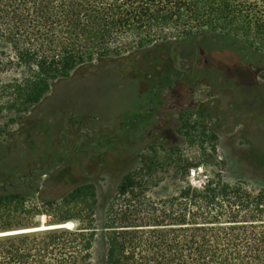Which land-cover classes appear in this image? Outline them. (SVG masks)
<instances>
[{"label":"trees","instance_id":"trees-1","mask_svg":"<svg viewBox=\"0 0 264 264\" xmlns=\"http://www.w3.org/2000/svg\"><path fill=\"white\" fill-rule=\"evenodd\" d=\"M232 12H264V0H0V45L14 51L9 58L15 68L7 73L18 83L11 89L31 108L82 66L133 59L160 45L171 59L195 56L202 67L216 66L222 57L263 60L264 52L237 33L221 31L242 20ZM143 23L152 29L135 26ZM177 66L155 80L150 106L139 105L125 130L145 134L154 116L161 130V109L172 107L175 96L181 101L192 94L202 76ZM134 84L124 89L137 91ZM142 160L123 178L110 209L105 264H264V188L221 175L194 186L189 173L198 166L179 160L184 164L172 177L178 187L157 197L148 186L157 180L159 161ZM49 174L32 168L15 183L0 182V264H95L96 189L79 186L60 199L42 195L29 203ZM40 216L46 225L36 221ZM70 223L73 229L59 227Z\"/></svg>","mask_w":264,"mask_h":264},{"label":"rangeland","instance_id":"rangeland-1","mask_svg":"<svg viewBox=\"0 0 264 264\" xmlns=\"http://www.w3.org/2000/svg\"><path fill=\"white\" fill-rule=\"evenodd\" d=\"M232 14L242 20H233L221 31L232 30L250 47L264 52V12ZM246 16H251V23ZM141 25L143 31L152 29L149 23L135 24ZM168 51L160 45L133 59L126 55L96 60L78 68L71 79L54 84L40 104L28 108L23 105L26 97L11 89L18 83L14 75L7 73L15 68L9 58L14 51L0 45V182L15 183L17 176L32 168L50 170L41 177V194L28 200L34 204L42 195L57 200L76 187L94 186L98 195L95 264H105L107 259L105 227L110 224L118 187L127 174L141 167L145 156L159 161L154 167L157 180L148 186L157 197L178 187L172 177L180 168L179 160L198 166L189 173L194 186L221 175L230 183L264 188V114L241 118L231 108L235 97L230 89L218 91L206 80H198L191 94L195 109L171 112L169 107L161 130L155 116L145 134L125 130L130 114L140 111L139 95L149 93L165 69L181 63L178 55L171 59ZM129 82L139 86L137 91L124 89ZM46 220L36 218L43 225ZM74 226L70 223V229Z\"/></svg>","mask_w":264,"mask_h":264},{"label":"flooded vegetation","instance_id":"flooded-vegetation-1","mask_svg":"<svg viewBox=\"0 0 264 264\" xmlns=\"http://www.w3.org/2000/svg\"><path fill=\"white\" fill-rule=\"evenodd\" d=\"M180 60L181 63L177 64L178 66L175 65L180 71L190 70L193 72L197 69L202 76L198 80H206L209 87L218 89V91L230 89L235 97L231 108L237 115H241V118L243 114L254 116L264 114V59L222 57L220 60L216 59L219 63L212 67L205 65L202 67L199 59L195 56L187 60L182 57ZM193 85L190 84V87ZM139 98L142 108L146 105L144 102L148 107L150 106L149 93L139 95ZM173 99L171 112L192 111L197 106L191 95L186 96L185 99H182L183 101H180L178 96ZM161 110L165 117L166 109Z\"/></svg>","mask_w":264,"mask_h":264},{"label":"water","instance_id":"water-1","mask_svg":"<svg viewBox=\"0 0 264 264\" xmlns=\"http://www.w3.org/2000/svg\"><path fill=\"white\" fill-rule=\"evenodd\" d=\"M44 227H47V226H44ZM44 227H43V228H44ZM59 227H60V228H69V229H70V224H61V225H59ZM47 228H48V227H47ZM32 231H36V230L31 229L30 232H32Z\"/></svg>","mask_w":264,"mask_h":264},{"label":"bare ground","instance_id":"bare-ground-1","mask_svg":"<svg viewBox=\"0 0 264 264\" xmlns=\"http://www.w3.org/2000/svg\"><path fill=\"white\" fill-rule=\"evenodd\" d=\"M42 229H47V227H44V228H42ZM33 232V231H32Z\"/></svg>","mask_w":264,"mask_h":264}]
</instances>
